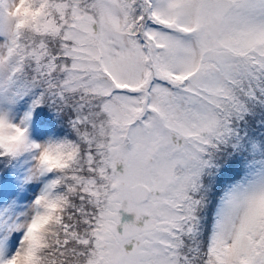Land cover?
Segmentation results:
<instances>
[{
    "label": "snow or ice",
    "instance_id": "1",
    "mask_svg": "<svg viewBox=\"0 0 264 264\" xmlns=\"http://www.w3.org/2000/svg\"><path fill=\"white\" fill-rule=\"evenodd\" d=\"M26 97L75 151L0 264H264V0H0V121Z\"/></svg>",
    "mask_w": 264,
    "mask_h": 264
},
{
    "label": "rangeland",
    "instance_id": "2",
    "mask_svg": "<svg viewBox=\"0 0 264 264\" xmlns=\"http://www.w3.org/2000/svg\"><path fill=\"white\" fill-rule=\"evenodd\" d=\"M27 97L21 100L12 109V116L15 122H18L28 112L29 103ZM36 122V121H35ZM31 119L29 121V129L31 138L35 141H43L47 138H55L48 124H36ZM30 168L29 156L16 159V163L12 165L8 178L0 183V205H11L18 214L27 215L31 210L33 201L43 190L45 184L53 178L47 174L39 178L32 177L28 169ZM121 223H131L134 221V214L121 213ZM11 236L5 238V242L10 240Z\"/></svg>",
    "mask_w": 264,
    "mask_h": 264
},
{
    "label": "clouds",
    "instance_id": "3",
    "mask_svg": "<svg viewBox=\"0 0 264 264\" xmlns=\"http://www.w3.org/2000/svg\"><path fill=\"white\" fill-rule=\"evenodd\" d=\"M13 120L5 115L3 120L0 121V142L11 143L18 147L16 155H8V161L11 162L17 158L28 154L30 168L28 169L29 174L34 178H39V169L41 166L42 155L46 154L48 156V165L53 171H60L58 167L62 163H69L70 157L74 154V149L69 150L63 157H59L55 152V149L62 145L66 137L59 138H47L43 141H35L31 138L29 125L26 128H19L18 123L16 126H11ZM14 138V139H13ZM31 143L34 145H39V151H32L25 147L26 144ZM48 150L45 153V150ZM52 224V221L45 223L42 226H38L34 231H38L41 234H46Z\"/></svg>",
    "mask_w": 264,
    "mask_h": 264
},
{
    "label": "trees",
    "instance_id": "4",
    "mask_svg": "<svg viewBox=\"0 0 264 264\" xmlns=\"http://www.w3.org/2000/svg\"><path fill=\"white\" fill-rule=\"evenodd\" d=\"M28 99L29 111H31V120L36 124H48L50 130L55 138L66 137L69 135V130L63 118L58 117L57 114L45 105L38 106L34 110L30 108L31 100ZM18 159V158H17ZM16 163V159L11 162H0V183L4 182L11 172V167ZM50 175H52L50 173Z\"/></svg>",
    "mask_w": 264,
    "mask_h": 264
}]
</instances>
